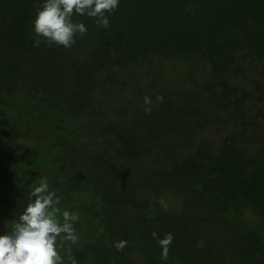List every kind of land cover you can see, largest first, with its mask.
<instances>
[{"label":"trees","instance_id":"1","mask_svg":"<svg viewBox=\"0 0 264 264\" xmlns=\"http://www.w3.org/2000/svg\"><path fill=\"white\" fill-rule=\"evenodd\" d=\"M42 2L0 0V234L47 178L79 215L77 264H264V0H119L107 29L74 15L88 32L70 48L34 46ZM168 59L197 71L194 89L138 91L147 126L126 89ZM119 93L122 107L105 99Z\"/></svg>","mask_w":264,"mask_h":264},{"label":"clouds","instance_id":"2","mask_svg":"<svg viewBox=\"0 0 264 264\" xmlns=\"http://www.w3.org/2000/svg\"><path fill=\"white\" fill-rule=\"evenodd\" d=\"M119 0H43L36 6L32 27L35 34L34 46L41 43L70 48L76 36H85L87 27L74 21V15L96 18V23L107 29L110 22L106 13L117 10ZM163 101L162 96H158ZM145 103L150 101L145 99ZM148 111L149 109H145ZM35 199L29 203L9 231L0 234V264H65L61 253L67 255L69 264H77L71 247L65 250V242L78 240L74 222L78 213L62 211L58 207L61 195L49 190L47 178H41L30 193ZM62 216V220L60 217ZM155 238L157 234L152 233ZM174 237L166 233L158 239L161 259L167 260ZM127 241L119 240L114 247L123 252Z\"/></svg>","mask_w":264,"mask_h":264},{"label":"rangeland","instance_id":"3","mask_svg":"<svg viewBox=\"0 0 264 264\" xmlns=\"http://www.w3.org/2000/svg\"><path fill=\"white\" fill-rule=\"evenodd\" d=\"M159 60H156V66L154 67V69H151L148 64L147 65H143L141 66V69L136 70L133 74V83H131L130 85H128L127 89H126V94H127V100H131L130 103H132L131 105V113L130 114H135V116L137 118H141V123H148L147 126H152V117H153V110H152V104H146L145 103V99L143 98H133L130 99L133 95H136L138 93V91L141 90H147V89H153L154 87H160V89H165L163 87V82L166 84H169L170 87H172L171 89L174 88V90L176 91V95L178 94V98H175L176 101H179V99L184 96V94H182V92L180 91L182 89L185 88H193V82L191 80V78L193 76H195V71L194 70V74L192 75V77L189 76L188 73H185V70H187L189 68V62L188 61H183V60H171L168 59V61H162L161 65H157V62ZM195 67H199V64H195ZM192 72V71H191ZM185 73V74H183ZM188 74V75H187ZM196 79V77H195ZM144 88V89H143ZM109 96V95H108ZM106 97L105 99H109L110 100V104L111 103H115L117 104V106L122 107L123 104L125 103V99H126V95L125 97H123V93H119L117 95L112 94L111 98ZM125 98V99H124ZM148 100L151 102L153 99L150 97V95H147ZM204 98H206L204 96ZM216 98H211L210 102L212 104L216 103ZM149 109L148 111H146L145 109ZM131 116V115H130ZM63 130V129H62ZM64 133H66L65 131H63ZM11 133V134H10ZM7 138H6V148L8 149L10 146L15 145V149L17 148H21V144H18L19 141H17V136L15 135L14 131H11ZM208 133V132H207ZM204 136V134H203ZM206 141L210 142V145L212 147H216L219 145L220 141L215 138V136H213L212 134H210V137L208 134H206ZM15 140V143L14 141ZM197 141H200L198 139V137L196 138ZM201 141H204V139H202ZM21 143V141H20ZM201 143V142H200ZM13 154V151L11 152ZM16 201L15 199H11V200H7L6 201V206L9 208L10 204H12L13 202ZM172 203L174 204V200L172 201ZM13 205H17V202H15V204Z\"/></svg>","mask_w":264,"mask_h":264}]
</instances>
